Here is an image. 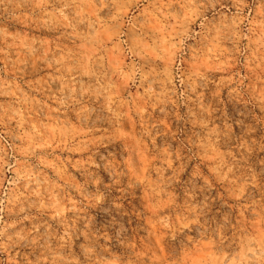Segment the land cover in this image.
<instances>
[{
    "label": "clouds",
    "instance_id": "obj_1",
    "mask_svg": "<svg viewBox=\"0 0 264 264\" xmlns=\"http://www.w3.org/2000/svg\"><path fill=\"white\" fill-rule=\"evenodd\" d=\"M260 152L264 0H0V264H264Z\"/></svg>",
    "mask_w": 264,
    "mask_h": 264
},
{
    "label": "rangeland",
    "instance_id": "obj_2",
    "mask_svg": "<svg viewBox=\"0 0 264 264\" xmlns=\"http://www.w3.org/2000/svg\"><path fill=\"white\" fill-rule=\"evenodd\" d=\"M47 70H41V62H38L37 64V68L35 71L29 69L28 74L26 75V79H39L41 76H45L46 75ZM18 83H20V81H18ZM6 99V98H3ZM173 130H175V125H173ZM264 158V152H260V153H253V155L250 158V163L252 164L253 167L256 168L257 171H259V159ZM61 212H64L66 215H71V213L67 212L65 209L61 208L60 209ZM95 214V213H94ZM112 216H116V213L113 212L110 215H100L97 217V223L99 226L103 227L105 225H108L109 222L111 221V217ZM117 220H119V217H116ZM127 221V218H125V222ZM115 227H119V225H115ZM134 227V224H133ZM111 230V229H110Z\"/></svg>",
    "mask_w": 264,
    "mask_h": 264
}]
</instances>
